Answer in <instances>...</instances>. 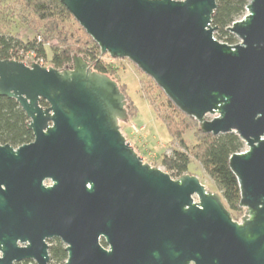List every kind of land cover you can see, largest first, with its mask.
I'll list each match as a JSON object with an SVG mask.
<instances>
[{"label": "water", "instance_id": "obj_1", "mask_svg": "<svg viewBox=\"0 0 264 264\" xmlns=\"http://www.w3.org/2000/svg\"><path fill=\"white\" fill-rule=\"evenodd\" d=\"M59 2L101 55L131 62L202 134L238 136L247 150L229 168L244 215L233 221L196 177L144 164L120 132L124 94L81 57L64 70L0 60V96L33 134L0 145V264H49L53 238L65 264H264V0L226 28L236 45L213 36L215 0Z\"/></svg>", "mask_w": 264, "mask_h": 264}, {"label": "trees", "instance_id": "obj_2", "mask_svg": "<svg viewBox=\"0 0 264 264\" xmlns=\"http://www.w3.org/2000/svg\"><path fill=\"white\" fill-rule=\"evenodd\" d=\"M215 2L216 9L211 18V26L216 28L213 36L227 45H236L237 39L226 28L243 17L248 0ZM16 22L31 36L23 38L19 33H11L10 27ZM20 51L33 53L36 58H41L49 67L57 70L70 67L73 56H79L92 71L115 81V69L105 59L109 56L101 55L98 46L59 0H0V60L18 61L17 54ZM118 86L126 99L127 114L135 116L137 110L127 95L125 85ZM166 102L170 113L158 115V119L179 147V150H172L170 156H163L161 160L170 177L177 179L185 175L192 158L215 184L227 208L232 212H240L239 186L229 168V158L242 152L244 143L233 133L219 136L202 134L195 120L179 111L167 98ZM40 105L47 106L44 101ZM27 125L28 119L16 101L0 96V145L17 148L31 143L33 134ZM195 128L197 143L188 150L183 135L185 131ZM49 254L51 264H64L67 259L60 242L53 243Z\"/></svg>", "mask_w": 264, "mask_h": 264}, {"label": "rangeland", "instance_id": "obj_3", "mask_svg": "<svg viewBox=\"0 0 264 264\" xmlns=\"http://www.w3.org/2000/svg\"><path fill=\"white\" fill-rule=\"evenodd\" d=\"M245 15L246 11L243 17ZM10 28L11 33H19L23 38L31 36V33L28 34L18 22L12 24ZM219 42L223 43L222 41ZM105 59L115 69L114 78L116 83L118 85H125L127 95L137 110L135 116L132 117L129 113V115L127 114L128 118L126 121L119 122L122 136L137 156L142 159L144 164H148L169 175V172L162 165L161 160L163 156H170L172 150H179V147L176 141L171 140L165 125L158 119V115L167 112L170 113L165 95L162 91H159L150 78L142 74L128 60H113L110 57ZM208 119H212V117H208ZM195 131L196 128L192 131L187 130L183 135V140L188 150L197 143V138L194 137ZM246 150L247 148L244 145L242 152ZM190 159L191 162L185 175L196 177L208 191L220 195L215 184L205 174L201 165L194 159ZM193 199L194 202H197L196 197ZM223 204L230 212L233 221L240 222V219L244 215V210L242 209L237 213L232 212L224 202Z\"/></svg>", "mask_w": 264, "mask_h": 264}, {"label": "built area", "instance_id": "obj_4", "mask_svg": "<svg viewBox=\"0 0 264 264\" xmlns=\"http://www.w3.org/2000/svg\"><path fill=\"white\" fill-rule=\"evenodd\" d=\"M38 41H40V38H38ZM18 62H22L26 66H30L31 64H38L42 67H49L41 58H36V56L31 52H22L20 51L17 54ZM14 61H17L13 59Z\"/></svg>", "mask_w": 264, "mask_h": 264}, {"label": "flooded vegetation", "instance_id": "obj_5", "mask_svg": "<svg viewBox=\"0 0 264 264\" xmlns=\"http://www.w3.org/2000/svg\"><path fill=\"white\" fill-rule=\"evenodd\" d=\"M51 184H50V182H44V186H46V187H48V186H50ZM46 242V244H47V246H48V255H49V259H50V261H49V264L51 263V257H50V254H49V251H50V248L52 247V245H53V243H55V242H60L59 241V239H57V238H53V239H49V240H46L45 241ZM61 243V242H60ZM101 245L103 246V248L104 249H108V246L105 244V242L103 241V240H101ZM62 244V243H61ZM63 245V244H62ZM19 246H23V245H20L19 244ZM63 247H64V245H63ZM24 262H27V263H31V264H35L33 261H23V262H20V263H24ZM66 262V261H65ZM15 264H18V263H15ZM65 264V263H64Z\"/></svg>", "mask_w": 264, "mask_h": 264}]
</instances>
